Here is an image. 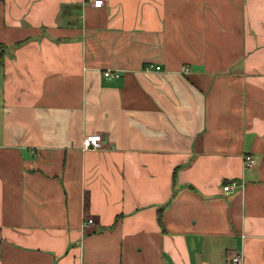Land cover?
I'll list each match as a JSON object with an SVG mask.
<instances>
[{"label":"crops","instance_id":"crops-1","mask_svg":"<svg viewBox=\"0 0 264 264\" xmlns=\"http://www.w3.org/2000/svg\"><path fill=\"white\" fill-rule=\"evenodd\" d=\"M0 44V264H264V0H0Z\"/></svg>","mask_w":264,"mask_h":264},{"label":"built area","instance_id":"built-area-1","mask_svg":"<svg viewBox=\"0 0 264 264\" xmlns=\"http://www.w3.org/2000/svg\"><path fill=\"white\" fill-rule=\"evenodd\" d=\"M84 3L89 4L93 8H101L104 5V0H84ZM156 71H158L159 67H154ZM146 71L152 70V66H147L145 68ZM187 69H183L182 73H186ZM103 76L107 79H113L118 78L120 76L119 72L117 71H111L107 70L104 71ZM101 140L102 136L100 134H91L83 137L81 143H80V151L86 152L89 150H99L101 148ZM243 163L245 169H252L257 166L256 159L250 155L245 154L243 156ZM240 187H243V182H240L237 179H231L227 181L223 187L222 192L225 195H231L233 194L237 189H240ZM94 225V221L92 217H86L83 221L82 227L92 226ZM227 263L228 264H244L243 257L240 253L233 252L229 253L227 256Z\"/></svg>","mask_w":264,"mask_h":264},{"label":"trees","instance_id":"trees-1","mask_svg":"<svg viewBox=\"0 0 264 264\" xmlns=\"http://www.w3.org/2000/svg\"><path fill=\"white\" fill-rule=\"evenodd\" d=\"M4 59V45L0 44V65L3 63Z\"/></svg>","mask_w":264,"mask_h":264}]
</instances>
